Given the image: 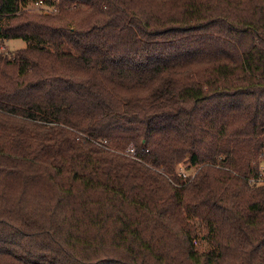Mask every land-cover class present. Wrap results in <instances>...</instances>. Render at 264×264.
Masks as SVG:
<instances>
[{"label": "trees", "instance_id": "1", "mask_svg": "<svg viewBox=\"0 0 264 264\" xmlns=\"http://www.w3.org/2000/svg\"><path fill=\"white\" fill-rule=\"evenodd\" d=\"M36 1L0 0V264H264V0Z\"/></svg>", "mask_w": 264, "mask_h": 264}, {"label": "built area", "instance_id": "2", "mask_svg": "<svg viewBox=\"0 0 264 264\" xmlns=\"http://www.w3.org/2000/svg\"><path fill=\"white\" fill-rule=\"evenodd\" d=\"M31 9H35L38 11H41L46 14H55L58 12V6L56 3V0H50L49 2H46L45 0H37L36 2L32 3L29 6ZM121 152V151H120ZM125 155L131 157V158H136L135 156V149L132 146H129L125 149V151H122ZM179 174L185 179L189 177L190 175H193V173H186L185 171L179 172ZM252 181H264V170H261L259 173L258 178L256 179H251Z\"/></svg>", "mask_w": 264, "mask_h": 264}, {"label": "rangeland", "instance_id": "3", "mask_svg": "<svg viewBox=\"0 0 264 264\" xmlns=\"http://www.w3.org/2000/svg\"><path fill=\"white\" fill-rule=\"evenodd\" d=\"M24 46H25V42L21 39H7V40L0 42V51L7 53L10 51L16 50L18 48H22ZM125 149H123L122 151H125ZM111 150L116 152V149L111 148ZM259 167L260 169L264 170V153L260 159ZM195 170H196L195 167L185 168V166L181 164L177 165V168H176L177 172L185 171L186 173H193Z\"/></svg>", "mask_w": 264, "mask_h": 264}]
</instances>
